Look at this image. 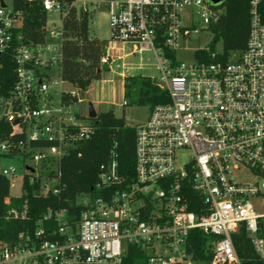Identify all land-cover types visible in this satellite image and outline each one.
Instances as JSON below:
<instances>
[{
    "label": "built area",
    "instance_id": "1",
    "mask_svg": "<svg viewBox=\"0 0 264 264\" xmlns=\"http://www.w3.org/2000/svg\"><path fill=\"white\" fill-rule=\"evenodd\" d=\"M223 1L106 0L110 39L100 64L112 72L117 61L138 54L134 67L151 65L159 74L157 81L151 79L168 99L149 108L145 120L133 126V175L119 174L111 150L109 160L98 167V195L81 198L76 220L69 221L64 210H47L42 219L54 215L56 227L47 230L39 219L12 242L0 239V264H122L129 246L140 248L147 264H251L238 256L232 242L239 227L264 264L261 0H249L246 45L227 61L195 56V51L207 48L195 49L189 61L177 54L188 49L191 35L200 33L195 21L211 33ZM40 2L46 12L63 13L58 0ZM87 2L73 4L90 11ZM18 27L16 14L0 7V58H10L15 75L8 95L0 96V117L13 133H23L17 145L33 166L24 165L22 176L32 178L39 175L42 162L59 159L77 141L87 139L92 127L87 112L78 111L84 91L73 85L58 90L66 82L60 77L61 27L48 34L57 42L46 36L33 45L23 42ZM126 45L133 48L126 52ZM144 52H150L153 63L142 57ZM121 66L131 67L125 62ZM39 141L50 144H30ZM8 149V143L0 142V152ZM14 172L11 165L0 167L8 179ZM43 189L49 190L47 182ZM25 218L26 202L5 214L6 220ZM192 229L205 235L203 254H209V260L194 259L187 251Z\"/></svg>",
    "mask_w": 264,
    "mask_h": 264
},
{
    "label": "trees",
    "instance_id": "2",
    "mask_svg": "<svg viewBox=\"0 0 264 264\" xmlns=\"http://www.w3.org/2000/svg\"><path fill=\"white\" fill-rule=\"evenodd\" d=\"M63 13L61 19L60 42V77L74 87L85 91L91 82L100 78L106 70L100 64L104 54L103 42L90 34L89 23L91 11H83L76 7L75 0H58ZM222 13L217 22L210 25L213 41L221 42V53L214 48L195 51V56L206 61H227L230 54L241 51L245 45L249 31V0H224ZM12 12L19 18L17 28L24 43L33 45L46 38L47 12L43 10L40 0H12ZM260 19L264 23V0L259 6ZM0 96L6 97L15 81L13 65L9 57L0 58ZM135 88L133 103L137 106H152L167 101L165 90L160 88L150 77L138 75L125 77L123 84L124 97L130 96V88ZM127 105V102H123ZM92 127L90 136L77 141L65 155L57 160L49 159L39 166V175L32 177L24 173L21 180L19 196L9 195V179L0 174V239L12 242L17 233L25 228H32L37 220L45 229L56 227L54 215L42 219L45 212L64 210L69 221H75L82 205V197L96 196L94 189L98 167L109 160L110 151L114 150L117 170L123 177L133 175L135 130L129 125L124 115L116 116L111 109L97 112L95 118L89 120ZM23 133H13L12 127L4 117H0V142L9 144L6 152L0 156L11 157L21 155L27 158L19 147L23 141ZM32 146L50 144L47 141L30 142ZM53 180L54 186L42 192L43 181ZM56 192H53V190ZM197 199V198H196ZM199 201V200H198ZM26 202V218L23 220H6L5 214L11 207L20 209ZM196 211V207L189 206ZM48 237V236H47ZM50 238V237H48ZM238 256L251 264H262L253 253L249 240L242 227L231 235ZM205 235L192 229L188 235L187 251L193 258L209 260L210 255L203 254ZM122 264H147L144 252L135 246H129Z\"/></svg>",
    "mask_w": 264,
    "mask_h": 264
},
{
    "label": "rangeland",
    "instance_id": "3",
    "mask_svg": "<svg viewBox=\"0 0 264 264\" xmlns=\"http://www.w3.org/2000/svg\"><path fill=\"white\" fill-rule=\"evenodd\" d=\"M0 3L4 4L6 9L12 8V0H0ZM88 9L92 12V17L89 23L90 34L96 36L100 39L104 46L107 45L110 39V28L108 23V9L106 5V0H88L86 3ZM1 7V6H0ZM46 17V33L47 40H52L57 42L58 39H49L48 34L51 30L59 31L61 27L60 14L54 11H48ZM195 25L200 29V33L191 35V38L187 42L188 49L186 51H178V57L182 61H189L193 58V51L198 48H208L213 47L216 53H221V42L213 41L212 33L206 32L201 29V24L195 21ZM133 48L131 45H126V52ZM142 57L146 59L149 58V62L153 63L154 59L151 57L150 52L142 53ZM139 55H130L123 59V61H117L119 64L117 67L113 64V71L103 70L101 72L100 78L92 81L88 90L82 93L83 102L80 104L78 111L85 114L87 112L88 102H92L93 108L96 112L109 106L114 109L117 116L124 115L126 121L129 125L135 126L138 123L145 120L148 115L149 109L146 106H137L133 103L135 96V88L132 86L130 88L131 95L124 97L122 92L123 84L125 78H122L119 74L124 73L126 77L129 76H148L154 81L158 79V72L151 66H147L143 70H138L134 66L138 62ZM121 62H125L131 67L124 70L121 66ZM55 72V71H54ZM72 85L69 82H63L59 85L58 90H71ZM127 102V105L121 104L122 101ZM99 101H112V105L99 104ZM100 102V103H101ZM1 115V107H0ZM33 166V162L28 158H22L21 155H15L11 157L0 156V167L11 165L15 167L14 174L9 178V195L19 196L21 193V180L24 165ZM47 182L49 188L54 186V181H43ZM43 193L46 192L45 189L42 190ZM193 264H206L205 262H198Z\"/></svg>",
    "mask_w": 264,
    "mask_h": 264
},
{
    "label": "water",
    "instance_id": "4",
    "mask_svg": "<svg viewBox=\"0 0 264 264\" xmlns=\"http://www.w3.org/2000/svg\"><path fill=\"white\" fill-rule=\"evenodd\" d=\"M221 1H223V0H211V2H213V3H218V2H221ZM0 6H1V7H4V4H3V3H0ZM96 115H97V112L94 110L92 104L89 102V103L87 104V116H88L90 119H93V118L96 117ZM15 123H16V121H14V122L12 123V125H14ZM27 168H29V170H32L31 167H27Z\"/></svg>",
    "mask_w": 264,
    "mask_h": 264
},
{
    "label": "crops",
    "instance_id": "5",
    "mask_svg": "<svg viewBox=\"0 0 264 264\" xmlns=\"http://www.w3.org/2000/svg\"><path fill=\"white\" fill-rule=\"evenodd\" d=\"M92 83V82H91ZM89 88V87H88ZM88 90V89H87ZM87 90H85L84 92H86ZM83 92V93H84ZM122 92H123V89H122ZM101 101H99V104H104V105H112L113 103H112V101L111 102H109V101H104V102H101ZM123 102H124V100L121 102V104H123ZM89 103V102H88ZM91 104H93L92 102H90ZM93 106V105H92ZM108 109H111L113 112H114V114L117 116V114H116V112H115V110L114 109H112V108H110L109 106H107L106 108H104V109H102V110H100V111H103V110H108Z\"/></svg>",
    "mask_w": 264,
    "mask_h": 264
}]
</instances>
